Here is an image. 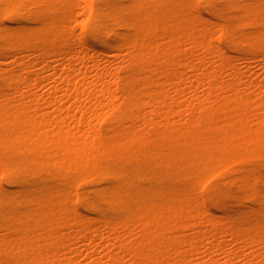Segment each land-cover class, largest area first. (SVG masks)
<instances>
[{"label":"bare ground","instance_id":"bare-ground-1","mask_svg":"<svg viewBox=\"0 0 264 264\" xmlns=\"http://www.w3.org/2000/svg\"><path fill=\"white\" fill-rule=\"evenodd\" d=\"M0 264H264V0H0Z\"/></svg>","mask_w":264,"mask_h":264},{"label":"rangeland","instance_id":"rangeland-1","mask_svg":"<svg viewBox=\"0 0 264 264\" xmlns=\"http://www.w3.org/2000/svg\"><path fill=\"white\" fill-rule=\"evenodd\" d=\"M235 16V15H234ZM119 61H106V64L108 67H115L118 64ZM58 67L61 66V64L57 65ZM249 66H251L256 72H260L261 67V61H246L242 62L238 65V68L241 71L246 70Z\"/></svg>","mask_w":264,"mask_h":264}]
</instances>
